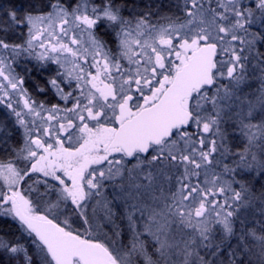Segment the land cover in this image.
<instances>
[{
	"label": "snow or ice",
	"instance_id": "6c2138e0",
	"mask_svg": "<svg viewBox=\"0 0 264 264\" xmlns=\"http://www.w3.org/2000/svg\"><path fill=\"white\" fill-rule=\"evenodd\" d=\"M0 264H264V0H0Z\"/></svg>",
	"mask_w": 264,
	"mask_h": 264
}]
</instances>
